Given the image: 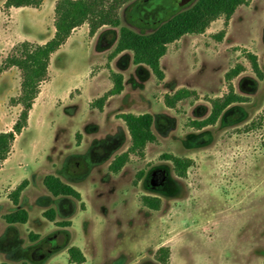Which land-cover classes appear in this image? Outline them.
<instances>
[{
  "label": "rangeland",
  "instance_id": "1",
  "mask_svg": "<svg viewBox=\"0 0 264 264\" xmlns=\"http://www.w3.org/2000/svg\"><path fill=\"white\" fill-rule=\"evenodd\" d=\"M57 2L41 0L39 7L14 11L13 19L5 3L0 7V130L23 109L21 71L6 67V59L21 43L40 44L55 32ZM147 2L125 3L120 26L150 33L174 11L159 21L144 17ZM85 26L53 56L28 125L1 164L0 264H76L69 261L72 246L85 255L83 264H164L156 256L160 248L169 250L165 264H264V0H246L229 20L221 16L204 33L169 44L161 59L163 80L135 65L131 51L110 58L120 27H102L92 39ZM249 54L257 55L262 77ZM237 66L243 71L228 80ZM112 72L124 76V90L100 110L92 103L113 87ZM230 84L248 101L230 106L215 125L192 126L209 116L211 100ZM183 88L193 95L168 107L165 97ZM129 112L152 114L157 139L143 157L131 154L113 173L109 165L131 145L120 118ZM165 154L192 160L185 177ZM160 169L166 180L152 187ZM49 174L81 199L54 197L43 182ZM23 180L28 221L8 224L4 214L16 210L9 193ZM143 196L159 198V209L146 207ZM51 208L54 221L44 216ZM45 242L52 253L34 259Z\"/></svg>",
  "mask_w": 264,
  "mask_h": 264
},
{
  "label": "trees",
  "instance_id": "2",
  "mask_svg": "<svg viewBox=\"0 0 264 264\" xmlns=\"http://www.w3.org/2000/svg\"><path fill=\"white\" fill-rule=\"evenodd\" d=\"M131 0H58L55 6V33L53 37L44 44H32L25 41L15 48L13 54L7 57L6 67H17L21 71V94L18 103L23 106L21 113L13 128L7 132L0 131V168L1 164L8 158L16 137L22 133L28 125L29 113L40 93V87L46 80L49 72L51 56L66 43L72 32L83 24L89 25V34L94 36L96 32L104 27H120L116 46L110 56L111 59L124 51L133 53L135 65H145L151 69L159 79H164V71L161 68V59L166 55L168 45L179 40L186 34H202L219 17L224 16L229 20L237 8L246 3V0H195L191 5L181 7L176 11H170V17L163 19L150 33H139L127 26L121 25L120 9ZM41 0H7L6 8L11 7H39ZM252 69L260 77L262 72L259 67L258 57L249 54ZM243 71L242 66L230 70L226 78L231 80ZM113 87L103 96L95 100L92 105L100 110L113 95H118L124 90V76L121 73L112 72ZM193 91L180 89L173 95L165 97L166 105L175 108L179 101L189 98ZM248 98L235 92L233 85H229V91L221 97L211 100V113L207 118L194 120L191 125L197 129L215 125L222 114L233 104L243 103ZM120 118L124 121L130 137L131 145L127 151L116 156L109 165V170L118 173L134 154L143 157L147 144L156 141L157 137L153 131L154 116L150 113H123ZM166 159L171 160L175 172L185 177L192 160L181 158L171 154H165ZM46 189L54 197H72L80 200L81 194L74 187L64 182L60 177L49 174L44 178ZM28 186V180H23L14 190L9 193V198L16 206L19 205L23 191ZM142 203L151 209H159L160 199L156 197L143 196ZM56 212L53 208L44 212V216L55 220ZM29 213L24 208L5 214L3 219L8 224H25ZM61 225H66L65 222ZM34 238L37 235H33ZM70 263L83 264L86 257L77 246L68 249ZM157 259L166 263L169 250L160 248Z\"/></svg>",
  "mask_w": 264,
  "mask_h": 264
},
{
  "label": "water",
  "instance_id": "3",
  "mask_svg": "<svg viewBox=\"0 0 264 264\" xmlns=\"http://www.w3.org/2000/svg\"><path fill=\"white\" fill-rule=\"evenodd\" d=\"M190 0H152V6H158L160 8H164L167 10H178L183 7L187 2ZM155 11V10H154ZM154 181L151 183L152 187H159L161 186L164 181L166 180V172L164 170H156L152 177ZM52 253V248L48 246L45 242L39 245L33 252V257L36 260H44L47 256Z\"/></svg>",
  "mask_w": 264,
  "mask_h": 264
},
{
  "label": "crops",
  "instance_id": "4",
  "mask_svg": "<svg viewBox=\"0 0 264 264\" xmlns=\"http://www.w3.org/2000/svg\"><path fill=\"white\" fill-rule=\"evenodd\" d=\"M7 0H1L0 1V7L1 6H3V4L6 2ZM29 7L30 6H28V7H20V8H16V7H11L10 8V12H11V17H12V19H13V17H14V11H24L25 9H29ZM85 25H87V24H83L82 25V27H86ZM105 27V26H104ZM78 29H79V27H78ZM101 29H103V28H100V30ZM54 33L55 32H53L51 35H49L48 37H46V38H44V40H42L41 42H40V44H44V43H46L48 40H50L52 37H53V35H54ZM73 34H75V31L74 32H72V34L70 35V37L68 38V40L66 41V43L64 44V45H62V47L58 50V51H56L52 56H51V61H52V59H53V56H55L59 51H61L64 47H66L68 44H70L71 43V41H73L75 38H74V36H73ZM96 35H97V32H96V34L92 37V39H95L96 38ZM127 53V51H124V52H122V53H120L118 56H117V60L118 59H120L121 57H123L125 54ZM117 60H115V61H117ZM45 82V81H44ZM43 84V83H42ZM122 93H123V91H122ZM122 93H120V94H122ZM40 95H38V96H41V93H39ZM120 94H118V95H120ZM114 96H116V95H113V96H111V97H114ZM37 98H39V97H37ZM37 98H36V100H37ZM35 105V104H34ZM33 110V109H32ZM14 123L15 122H13V124L12 125H10V127L8 128V129H1L0 131L1 132H7V131H10L12 128H13V125H14ZM11 153H12V150H11V152H10V154H9V156H8V158L4 161V164H5V162L7 161V160H9V158L11 157ZM3 170V167H1L0 168V173H1V171ZM28 187V186H27ZM25 191V190H24ZM24 191H23V193H24ZM22 193V194H23ZM12 202V201H11ZM22 201H21V199H20V203H19V205L18 206H16V205H14V206H16V210L17 209H19V208H23L22 206V203H21ZM15 211V210H14ZM13 212V211H12ZM5 215V214H4Z\"/></svg>",
  "mask_w": 264,
  "mask_h": 264
},
{
  "label": "flooded vegetation",
  "instance_id": "5",
  "mask_svg": "<svg viewBox=\"0 0 264 264\" xmlns=\"http://www.w3.org/2000/svg\"><path fill=\"white\" fill-rule=\"evenodd\" d=\"M141 8H142L140 11L141 15H143L144 17L149 15L154 16L156 18V21H159L167 12V9L164 8L159 9L158 6L155 7L152 6V0H148V2L145 3ZM48 246L53 250L54 247L52 245L48 244Z\"/></svg>",
  "mask_w": 264,
  "mask_h": 264
}]
</instances>
